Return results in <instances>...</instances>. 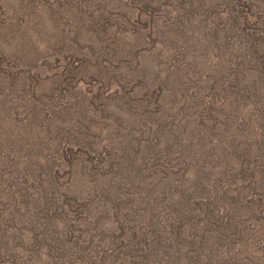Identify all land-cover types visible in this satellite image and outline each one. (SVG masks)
<instances>
[{"label": "rangeland", "instance_id": "rangeland-1", "mask_svg": "<svg viewBox=\"0 0 264 264\" xmlns=\"http://www.w3.org/2000/svg\"><path fill=\"white\" fill-rule=\"evenodd\" d=\"M234 4L0 0V214L27 168L81 256L29 258L20 216L17 264H264V80Z\"/></svg>", "mask_w": 264, "mask_h": 264}, {"label": "trees", "instance_id": "trees-1", "mask_svg": "<svg viewBox=\"0 0 264 264\" xmlns=\"http://www.w3.org/2000/svg\"><path fill=\"white\" fill-rule=\"evenodd\" d=\"M252 1L256 0H235V4L226 14L224 27H227L232 33H237L242 41L245 38L246 44L242 45L244 48L242 54L247 58L249 67L259 74L261 80H264V5L262 3L260 5V1H256L257 4L254 6L250 4ZM262 1L264 2V0ZM252 19L255 20L251 21ZM251 22H254L252 23L254 25L250 28ZM247 84L248 82L244 84L243 88L252 90L255 89L257 82L249 83L248 86ZM26 169L22 172L16 170L9 176L10 196L16 197L20 207L14 209L6 217H2L0 214V218H2L0 220V262L8 261L9 264H17L15 258L19 257L6 236V228L13 225L17 217L20 216V221H22V217H28L25 220L28 221L29 228L33 231L30 248L25 249V251L31 249L29 258L35 256L36 258H45L46 256L47 258H80L81 256H78L77 252L74 253L73 244L64 238L72 229L71 223L66 218L69 209L66 210L65 217L61 216L62 218L59 219L55 214L58 205L52 190L50 189V192L46 190L37 195L34 181L38 178ZM45 170L49 174L53 173V167L50 165L46 166ZM1 207L0 204V212ZM20 211L22 212L19 213ZM44 262V260H40L35 264H48Z\"/></svg>", "mask_w": 264, "mask_h": 264}]
</instances>
